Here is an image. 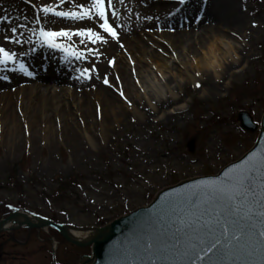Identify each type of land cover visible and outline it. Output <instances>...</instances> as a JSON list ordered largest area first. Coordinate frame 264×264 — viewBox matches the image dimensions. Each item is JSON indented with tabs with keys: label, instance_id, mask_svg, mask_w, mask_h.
<instances>
[{
	"label": "rangeland",
	"instance_id": "obj_1",
	"mask_svg": "<svg viewBox=\"0 0 264 264\" xmlns=\"http://www.w3.org/2000/svg\"><path fill=\"white\" fill-rule=\"evenodd\" d=\"M59 2L0 0V17H9L0 24V46L16 52L18 61L0 71L7 77L0 79V220L26 211L90 232L147 207L166 188L217 175L251 150L258 133L244 131L238 115L247 112L258 125L264 115V0H115L117 15L110 9L109 19L119 42L98 26L93 30L107 44L58 41L84 52L81 60L41 48L38 36L29 42L30 29H39L37 10ZM77 3L90 0H69L58 10H78ZM226 3L244 32L228 27ZM40 21L51 31L92 26L45 18L42 11ZM21 23L27 25L16 34L22 43L5 40ZM229 43L246 51L247 60L233 54L239 64L223 78ZM154 54L162 57L161 67ZM20 62L31 77L19 72ZM199 68L209 75L208 86L189 80L187 70L200 77ZM144 77L174 89L177 102L167 114L184 113L141 117L146 108L153 112ZM106 93L112 104L106 105ZM122 111L127 121L118 122ZM61 179L78 182L58 192ZM90 256L91 247H76L50 228L0 234V264H80Z\"/></svg>",
	"mask_w": 264,
	"mask_h": 264
},
{
	"label": "snow or ice",
	"instance_id": "obj_2",
	"mask_svg": "<svg viewBox=\"0 0 264 264\" xmlns=\"http://www.w3.org/2000/svg\"><path fill=\"white\" fill-rule=\"evenodd\" d=\"M123 2L124 0H120V3ZM185 2L186 0H178L179 4ZM66 3H69V0H60L59 3L37 10L36 22L39 29L38 31L36 28L30 29L29 42L32 36H38L41 48L46 45L49 49L66 52L77 60L83 59L85 53L58 41L79 37L81 42L107 44L108 40L104 35L100 31L93 30L98 26L103 33L119 42L118 34L109 19L110 9H112L111 17L115 18L117 15L113 0H90V3H77L78 10L75 11L58 10L62 9ZM33 7L36 6L33 5ZM41 11L45 18L54 17L70 22L90 21L92 26L79 31L46 30L40 21ZM147 19L152 18L147 17ZM6 22H9V17H0V24ZM26 27L27 25L23 23L11 27L12 35H5L4 39L14 44H21L22 41L16 38V34L18 29ZM17 62L16 52L0 46V71H5L7 65H16ZM12 71L15 72L16 69L13 68ZM19 72L28 77L33 75L23 62L19 63ZM0 79H7V77H0ZM104 82L108 84L107 80ZM196 87L200 85L197 84ZM120 95L123 96L124 93L121 92ZM257 177H259L258 184ZM216 195L226 198L228 207L232 210L218 215L214 221H205L194 228L183 248L174 245L175 255L178 258L170 264H264V155L257 157L253 154L246 162V166L240 168L234 175L226 174L225 180L220 185L212 186L210 197ZM257 204L259 208L254 212L252 209ZM144 250L153 253L159 251L152 242H147ZM253 257L258 259H251Z\"/></svg>",
	"mask_w": 264,
	"mask_h": 264
},
{
	"label": "water",
	"instance_id": "obj_3",
	"mask_svg": "<svg viewBox=\"0 0 264 264\" xmlns=\"http://www.w3.org/2000/svg\"><path fill=\"white\" fill-rule=\"evenodd\" d=\"M238 122L244 131L259 133L254 147L241 159L228 165L215 176L190 179L162 190L147 207L139 208L103 228L91 230L93 235L87 241L72 238L68 226L26 212H16L1 220L0 234L23 227L22 224L11 228L6 226L24 218L27 221L25 226L29 228H53L74 246L91 247L92 256L86 257L80 264H170L178 258L174 245L183 248L194 228L205 221H214L218 215L232 210L228 207L226 198L220 195L210 197L212 186L220 185L226 174L234 175L246 166L253 154L257 157L264 155V116L260 126L247 112L238 115ZM256 183H259V177ZM258 208L257 204L252 210L255 212ZM30 217L37 222L33 223ZM147 242H152L159 251H145Z\"/></svg>",
	"mask_w": 264,
	"mask_h": 264
},
{
	"label": "bare ground",
	"instance_id": "obj_4",
	"mask_svg": "<svg viewBox=\"0 0 264 264\" xmlns=\"http://www.w3.org/2000/svg\"><path fill=\"white\" fill-rule=\"evenodd\" d=\"M113 1H115V0H113ZM184 9H186V8H184ZM222 16H224V20L225 21L226 20L230 21V25L228 27L231 30H234L238 34H239V31H243L244 32V30H242V28L239 27L240 25L238 24V16L235 13V9L231 8V6L228 3L223 4ZM245 36L247 37V33H246ZM238 49H237V47L235 45L233 46V43H229L228 44V48L225 50V52L223 54V56L225 58V62H227L225 64V68L222 71V74L220 75L223 78L229 76V74L231 72V68L233 66H236L237 64H239V60H237V58L235 59V57H233V54L236 57L240 56V60H242V61H246L247 60V52L246 51L245 52H242V51L239 52ZM144 51H145V49H144ZM144 51H143L142 55H144ZM151 57L154 60L152 62H154L158 67H161V63H162L161 59H162V57L160 55H155V56L152 55ZM184 65L187 66L186 63H184ZM241 65L242 64H240V66ZM203 66L207 67L205 64H203ZM187 73L189 74V76H188L189 80L191 82H193L194 85L200 84L202 80L205 81V83H206L205 85L208 86L210 84V80H208L209 79V75L207 73L203 72V68L202 69L201 68L198 69V73H199L200 77H197L195 72L194 73L189 72V70H187ZM217 77H219V76H217ZM125 80L127 82V78H125ZM142 88H146V90H147L146 93H145L146 96H147L146 100L148 102L149 107L150 106L152 107L151 110H153V112L146 108V111H145L146 114L142 113L143 115L141 117L147 119L148 116H152V115H154V113L158 112L159 114L162 113L164 115V118L166 120H168V119L172 118L171 116H173V115L176 116V115L184 113L182 108L177 109V111L176 110L170 111V114L166 113V110H169L170 108L175 106L176 102H177V95L174 93V89L171 88L170 85H167L166 88H164L160 84V82H158L155 79V77L154 78L144 77L143 78V87ZM179 88H181V86ZM204 91L206 92V90H204ZM132 94H134V93H132ZM106 95L110 96L108 93H106ZM130 96H133V95L130 94ZM106 100H107V104L106 105H108V103H110V102H112V103L114 102L113 97H111V99L107 98ZM138 101H139V98L134 100V102H136V103ZM112 103H110V104H112ZM114 107L115 106H113L112 108L114 109ZM141 107H143V106H141ZM124 114H125V112L122 111V112H120L118 117H117V115L115 116V117L118 118V122L122 121L123 118L125 119V121H127V118H128L127 116L122 117V115H124ZM148 122H150V121H148ZM30 218H31V221L33 223L37 222V220H35L33 217H30ZM26 223H27V221L24 218H19L17 221L8 223L6 227L11 228L13 226H18L19 224L25 225ZM69 234H70V236L72 238H74L76 240H83V241L89 240L92 237V235H93L92 232L83 233L82 231L77 230V229H69ZM81 235H84L85 237H83Z\"/></svg>",
	"mask_w": 264,
	"mask_h": 264
},
{
	"label": "trees",
	"instance_id": "obj_5",
	"mask_svg": "<svg viewBox=\"0 0 264 264\" xmlns=\"http://www.w3.org/2000/svg\"><path fill=\"white\" fill-rule=\"evenodd\" d=\"M77 182H78V180H76V181H74L73 182V180H71V179H61V180H59V184H57L58 186H59V190H58V192H60V191H64V190H66L67 192H69L68 190H69V188H71L72 186L74 187V185L76 186V184H77ZM17 186V185H16ZM20 186V185H19ZM20 192V191H19ZM24 193V192H23ZM23 193H19V194H23ZM21 207H23L22 205H21ZM53 218V220L55 221V222H59L58 220H57V218L56 217H52ZM60 223V222H59Z\"/></svg>",
	"mask_w": 264,
	"mask_h": 264
}]
</instances>
